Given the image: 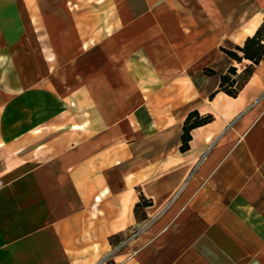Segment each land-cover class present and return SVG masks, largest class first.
<instances>
[{
    "label": "crops",
    "instance_id": "obj_1",
    "mask_svg": "<svg viewBox=\"0 0 264 264\" xmlns=\"http://www.w3.org/2000/svg\"><path fill=\"white\" fill-rule=\"evenodd\" d=\"M263 19L264 0H0V264H264V51L209 96L251 62L220 47ZM192 110L212 119L182 150Z\"/></svg>",
    "mask_w": 264,
    "mask_h": 264
},
{
    "label": "trees",
    "instance_id": "obj_2",
    "mask_svg": "<svg viewBox=\"0 0 264 264\" xmlns=\"http://www.w3.org/2000/svg\"><path fill=\"white\" fill-rule=\"evenodd\" d=\"M220 49L237 62H240L242 58L249 59L251 62L246 64L239 73L236 72L235 66H229L227 71L220 75L218 88L211 92L209 96L212 97L217 91H223L230 96H236L248 80L254 64L258 63L262 57L264 51V19L254 34L245 38L242 45H233L231 48L220 47ZM204 72L206 74H213L214 70L204 68ZM211 119L212 115L210 114L201 115L197 110L190 111L183 122L182 145L180 148L185 150L188 147L190 139L189 131L191 128L207 123Z\"/></svg>",
    "mask_w": 264,
    "mask_h": 264
},
{
    "label": "built area",
    "instance_id": "obj_3",
    "mask_svg": "<svg viewBox=\"0 0 264 264\" xmlns=\"http://www.w3.org/2000/svg\"><path fill=\"white\" fill-rule=\"evenodd\" d=\"M122 241H119V245L121 244Z\"/></svg>",
    "mask_w": 264,
    "mask_h": 264
}]
</instances>
